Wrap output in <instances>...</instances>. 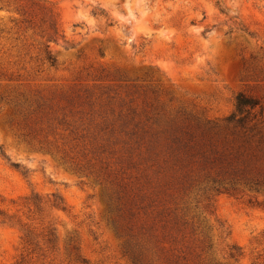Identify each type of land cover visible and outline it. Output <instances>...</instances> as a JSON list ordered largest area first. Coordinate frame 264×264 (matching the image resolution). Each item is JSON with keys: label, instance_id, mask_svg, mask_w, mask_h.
Returning <instances> with one entry per match:
<instances>
[{"label": "rangeland", "instance_id": "rangeland-1", "mask_svg": "<svg viewBox=\"0 0 264 264\" xmlns=\"http://www.w3.org/2000/svg\"><path fill=\"white\" fill-rule=\"evenodd\" d=\"M0 264H264V0H0Z\"/></svg>", "mask_w": 264, "mask_h": 264}, {"label": "trees", "instance_id": "trees-1", "mask_svg": "<svg viewBox=\"0 0 264 264\" xmlns=\"http://www.w3.org/2000/svg\"><path fill=\"white\" fill-rule=\"evenodd\" d=\"M256 111H258L257 115L263 112V108L259 104V101L243 93H239L234 99L233 112L224 120L225 124L233 128L243 129L247 122L255 118Z\"/></svg>", "mask_w": 264, "mask_h": 264}]
</instances>
